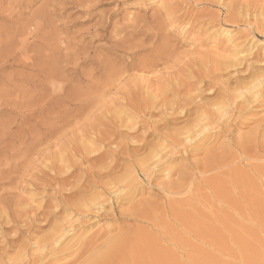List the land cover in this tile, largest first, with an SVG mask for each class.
<instances>
[{"label": "rangeland", "instance_id": "1", "mask_svg": "<svg viewBox=\"0 0 264 264\" xmlns=\"http://www.w3.org/2000/svg\"><path fill=\"white\" fill-rule=\"evenodd\" d=\"M200 2L1 0V264L35 255L54 228L78 241L42 264H264V157L220 132L230 160L199 175L203 154L185 149L191 124L251 98L240 89L264 94V0ZM249 105L238 130L256 127L263 146L264 108ZM129 186L140 190L124 199Z\"/></svg>", "mask_w": 264, "mask_h": 264}, {"label": "bare ground", "instance_id": "2", "mask_svg": "<svg viewBox=\"0 0 264 264\" xmlns=\"http://www.w3.org/2000/svg\"><path fill=\"white\" fill-rule=\"evenodd\" d=\"M9 1V0H8ZM201 2H202V0H200ZM223 1V0H222ZM26 2V1H25ZM28 2V1H27ZM200 2V3H201ZM0 3H1V0H0ZM9 3V2H8ZM24 3V2H23ZM229 3H230V1H229ZM227 6H228V4H227ZM13 8V7H12ZM30 8V7H29ZM44 8V7H43ZM233 8V7H232ZM11 9V8H10ZM16 9V8H15ZM27 9V8H26ZM13 10V9H12ZM11 10V11H12ZM228 10V9H227ZM226 10V11H227ZM232 10V9H231ZM10 11V10H9ZM14 11H16V10H14ZM167 11V10H166ZM51 12V11H50ZM263 12V11H262ZM22 13V12H21ZM169 13V12H168ZM8 14V13H7ZM47 14V13H46ZM170 14V13H169ZM237 14V13H236ZM6 15V14H5ZM22 15V14H21ZM28 15H29V12H28ZM50 15V14H49ZM263 15V14H262ZM12 16V15H11ZM23 16V15H22ZM48 16V15H47ZM10 17V16H9ZM21 17V16H20ZM125 17V16H124ZM139 17V16H138ZM240 17V16H239ZM4 18V17H3ZM13 18V17H12ZM130 18H132V17H130ZM136 18H137V16H136ZM140 18V17H139ZM34 19V18H33ZM133 19V18H132ZM138 19V18H137ZM8 20H9V18H8ZM124 20V19H123ZM122 20V21H123ZM136 20V19H135ZM143 20H144V18H143ZM146 20V19H145ZM142 21L143 23H145L146 21ZM151 20H152V18H151ZM20 21V20H19ZM130 21H132V20H130ZM141 20H139V22H140ZM153 21V20H152ZM12 22V21H11ZM23 22V21H22ZM21 22V23H22ZM128 23H129V21H127ZM133 22H134V20H133ZM137 22V21H136ZM4 23V22H3ZM26 23V22H25ZM124 23H125V21H124ZM123 23V24H124ZM141 23V22H140ZM161 23V22H160ZM116 24H119L120 25V23L118 22V23H116ZM116 24H115V27H116ZM135 24V26L136 27H138L137 25H138V23H134ZM146 24V23H145ZM262 24V23H261ZM264 24V23H263ZM2 25V24H1ZM0 25V26H1ZM20 25V24H19ZM18 25V26H19ZM131 25H133L132 23H131ZM130 25V26H131ZM147 25V24H146ZM126 26V25H125ZM129 26V27H130ZM128 27V28H129ZM141 27H146V26H144V24L143 25H141ZM141 27H138V28H141ZM148 27L149 26H147L146 28L148 29ZM262 27H263V25H262ZM120 28V27H119ZM124 28V27H123ZM127 28V27H126ZM126 28H124V31H125V29ZM131 28H134L135 29V27H132L131 26ZM7 29H9L8 27H7ZM15 29V28H14ZM113 29H114V27H113ZM116 29V28H115ZM133 29V30H134ZM150 29H151V27H150ZM65 30V29H64ZM119 30V29H118ZM122 30V29H121ZM145 30V29H144ZM142 31V32H145V31ZM152 30H154V29H152ZM124 31H122V32H124ZM131 31H132V29H131ZM135 31V30H134ZM154 31H156V30H154ZM225 31V33L226 32H228V30H224ZM121 32V33H122ZM129 32H130V29H129ZM133 32V31H132ZM142 33V32H140V30L138 29V31H137V33ZM149 32H153V31H149ZM50 33V32H49ZM134 33V32H133ZM155 33V32H154ZM115 34H117L116 32H115ZM114 34V35H115ZM126 34V33H125ZM125 34H123V35H125ZM136 34V33H135ZM143 34V33H142ZM227 34V33H226ZM131 35V33L128 35V36H130ZM133 35V34H132ZM127 36V37H128ZM137 36V35H136ZM229 36V35H228ZM117 37V36H116ZM124 37V36H123ZM123 37H122V39H123ZM126 37V36H125ZM132 37V36H131ZM121 38V37H120ZM119 39V38H118ZM121 39V40H122ZM130 39V38H129ZM128 39V40H129ZM132 39V38H131ZM130 39V40H131ZM124 41H125V39H124ZM127 41V40H126ZM125 41V42H126ZM116 42V41H115ZM131 42V41H130ZM119 43V42H118ZM118 43L116 44L117 45V47H118ZM121 43V42H120ZM132 43V42H131ZM141 44H142V42H141ZM115 45V46H116ZM129 45H132V44H129ZM143 45V44H142ZM113 46V45H112ZM126 46H128V44H126ZM124 47H125V45H124ZM123 47V48H124ZM130 47V46H129ZM120 48V47H119ZM119 48H118V50H119ZM121 49V48H120ZM128 49V48H127ZM117 50V49H116ZM118 50H117V52H118ZM124 50V49H123ZM133 49H131L130 50V52L132 51ZM114 51H115V49H114ZM10 52V51H9ZM124 52V51H123ZM122 52V53H123ZM126 52V51H125ZM124 52V53H125ZM128 52V51H127ZM134 52V51H133ZM135 53V52H134ZM134 53H132V55L134 54ZM137 54V53H136ZM89 55V54H88ZM92 55V54H91ZM94 55V54H93ZM126 55H128V54H126ZM129 55H130V53H129ZM159 55V54H158ZM125 56V55H124ZM136 56V55H135ZM155 55H153L152 57H154ZM157 56V55H156ZM155 56V57H156ZM160 57H158L157 58V60L159 59V58H161V55H159ZM93 57V56H92ZM119 57L121 58V54H119ZM118 56H117V58H119ZM139 57V56H138ZM102 58V57H101ZM100 58V59H101ZM130 59H131V57H129ZM134 58V60H135V58H137V57H133ZM87 59V58H86ZM113 59V58H112ZM115 59H116V57H115ZM115 59H113V62L115 61ZM125 59V58H124ZM156 58H154V60H155ZM99 60V59H98ZM107 60V59H106ZM121 60V59H120ZM127 60H129V59H127ZM137 60V59H136ZM156 60V61H157ZM160 61L162 60V58L161 59H159ZM108 61H110V60H108ZM112 61V60H111ZM111 61H110V63H111ZM116 61L118 62V65H119V61L116 59ZM115 61V62H116ZM124 61H126V60H124ZM130 61V60H129ZM128 61V62H129ZM131 61H133V59L131 60ZM130 61V62H131ZM138 61V60H137ZM81 62V61H80ZM93 63H94V60L92 61ZM102 62H103V59H102ZM114 62V63H115ZM129 62V63H130ZM134 62V61H133ZM133 62H132V64H133ZM136 62V61H135ZM135 62H134V64H135ZM84 63H85V61H84ZM84 63H83V65H84ZM92 63V64H93ZM124 63V62H123ZM127 63V62H126ZM157 63V62H156ZM78 65L80 64L79 62L77 63ZM99 64H100V60H99ZM113 63H111V66H113L112 65ZM131 64V63H130ZM129 64V65H130ZM82 64H80L79 66H80V69H81V67H83V66H81ZM105 65V61H104V64L102 65V63H101V66H104ZM115 65H117V64H115ZM121 65H124V64H122V62H121ZM127 65H128V63H127ZM126 65V66H127ZM155 65V64H154ZM76 66V65H75ZM99 65H96V69H98L97 67H98ZM157 66V65H156ZM125 66H122V69H125L124 68ZM132 68H134L133 66H131ZM130 67V68H131ZM76 68H77V66H76ZM100 68V67H99ZM104 67H101L100 69H102V71H104V69H103ZM110 68V67H109ZM111 68H113V67H111ZM115 68H116V66H115ZM118 69H119V67H117ZM127 68H129V67H127ZM127 68H126V70H127ZM129 68V69H130ZM130 69V70H133V69ZM192 68V67H191ZM218 68V67H217ZM121 69V68H120ZM121 69V70H122ZM72 70V69H71ZM95 70V69H94ZM93 70V71H94ZM106 70V69H105ZM120 70V71H121ZM126 70H124L125 72H126ZM130 70H127V71H130ZM196 70H198V69H196ZM89 71V70H88ZM97 71V70H96ZM99 71V70H98ZM97 71V72H98ZM119 71V70H118ZM119 71V72H120ZM63 72V71H62ZM71 72V71H70ZM73 72H74V70H73ZM76 72V71H75ZM90 72V71H89ZM104 72H106V71H104ZM112 72V71H111ZM115 72V71H114ZM58 73V72H57ZM77 73V72H76ZM113 73V72H112ZM118 73V72H117ZM116 72L115 73H113V74H117ZM121 73V75H122V73H123V71L122 72H120ZM196 73H197V71H196ZM52 74V73H51ZM73 74V73H72ZM84 74H86L85 72H84ZM91 74H93V72L91 73ZM97 74H99V73H97ZM102 74V77H104V73L102 72L101 73ZM100 74V75H101ZM112 74V75H113ZM119 74V73H118ZM124 74V73H123ZM59 75V74H58ZM76 75H78V73L76 74ZM74 76V77H76V78H78V76ZM88 75V74H87ZM110 75H111V73H110ZM121 75H120V77H121ZM128 75V74H127ZM132 75V74H131ZM197 75V74H196ZM52 76V75H51ZM60 76H61V74H60ZM82 76V75H81ZM96 76V75H95ZM84 76H82V78H83ZM85 77H86V75H85ZM97 77V76H96ZM118 77H119V75H118ZM124 77H126V75L124 76ZM260 77V76H259ZM263 77V76H262ZM80 78V77H79ZM81 78V79H82ZM101 78V77H100ZM257 78V77H256ZM56 79V78H55ZM80 79V80H81ZM84 79V78H83ZM86 79V78H85ZM84 79V80H85ZM95 79V78H94ZM99 79V78H98ZM97 79V80H98ZM112 79H114V78H112ZM262 79H264V78H262ZM261 79V80H262ZM71 80H73V79H71ZM77 80V79H76ZM83 80V81H84ZM87 80H89V79H87ZM82 81V83H89V82H91V80L88 82V81ZM93 80V79H92ZM96 80V79H95ZM99 80H101V79H99ZM99 80H98V82H99ZM115 80H116V77H115ZM117 81V80H116ZM51 82V81H50ZM54 82V81H53ZM56 82V81H55ZM72 82H75V81H72ZM94 82V81H93ZM93 82H92V85H94L93 84ZM97 82V83H98ZM259 82H261L260 80H258V83ZM264 82V81H263ZM66 83V82H65ZM77 83V82H76ZM100 84H101V81L99 82ZM255 83H257L256 82V80H255ZM54 84V83H53ZM64 84V83H63ZM72 84H74V83H72ZM78 84H79V82H78ZM81 84V83H80ZM263 84V83H262ZM83 85V84H82ZM257 85H259V84H257ZM256 84H253V85H251V86H248V87H243L242 89H240L239 90V92H238V96L239 95H242L241 93H242V91H246V90H248L249 92H250V94H248V95H250L249 97H251L250 99H248V98H246V99H240V104H239V102H237V101H235V100H232V102H233V106L231 107V109L230 108H228L227 110L226 109H223L220 113H219V115H218V119H216V121L215 122H211V121H207V122H201V124L199 123V122H197V123H195V124H191V126L186 130V132H187V135H186V137L185 138H187L188 140V148H185L188 152H197V153H202L203 154V156H202V158H200L199 159V162L195 165L196 167H195V170H196V172L199 174V175H207L208 173L210 174V172L212 173V171H218L219 169H221L225 164H227V161L228 160H230L229 159V156L227 155V153H228V151H227V149H226V147H230L228 144H224V143H220L218 146H216V145H214V144H216L215 143V137H216V135L217 134H219L220 132H222V133H224V134H226V135H230L234 130H237L238 131V133L236 134V136H235V139H234V143H235V147L236 148H241L242 146H251L252 148H254V151H255V154L254 155H260L261 157L263 156L264 157V145L263 146H259L256 142H257V139L258 138H260V137H256V127L255 128H253V129H251V130H248L247 131V133L246 132H239L240 130H238L239 129V127H242L243 125L244 126H246L247 125V120L246 119H243V117H241V116H243L242 115V113H243V111H247L248 109H251V108H249V104H253L252 106H254V107H258V108H261V107H263L264 108V94H262V92L260 91V85H259V87L257 86ZM63 86V85H62ZM79 86V85H78ZM86 86H88V84H86ZM51 87V86H50ZM69 87H71V86H69ZM93 87V86H92ZM95 87V86H94ZM96 87H97V84H96ZM259 88V90L258 89H254V88ZM67 88V87H66ZM84 88V87H83ZM89 88H91V85L89 86ZM97 88H99V86L97 87ZM253 88V89H252ZM262 88V87H261ZM64 89V88H63ZM73 89V88H72ZM113 89V88H112ZM253 91H252V90ZM42 90V89H41ZM52 90H54V89H52ZM69 90V89H68ZM87 90H88V87H87ZM91 90H92V88H91ZM98 90V89H97ZM262 90V89H261ZM61 91V90H60ZM72 91V90H71ZM74 91V90H73ZM90 91V90H89ZM94 91H96V89L94 90ZM81 92H82V90H81ZM166 92V91H165ZM248 92V93H249ZM59 93V92H58ZM61 93V92H60ZM64 93V90H63V92H62V94ZM83 93V92H82ZM93 93V92H92ZM46 94V93H45ZM50 94V93H49ZM53 94V93H52ZM61 94V95H62ZM51 95V94H50ZM53 95H55V94H53ZM77 95H79V94H77ZM83 95H84V93H83ZM89 95V94H88ZM148 95H149V93H148ZM155 95V94H154ZM164 95H165V93H164ZM60 96V95H59ZM63 96H65V95H63ZM74 96V95H73ZM80 96V95H79ZM78 96V97H79ZM145 96V95H144ZM75 97V96H74ZM243 97V96H242ZM59 98V97H58ZM63 98V97H62ZM148 98V97H147ZM65 99H67V98H65ZM163 99V98H162ZM218 108V107H217ZM235 109L236 110H238L237 111V116H235L234 114H232V112L233 111H235ZM235 113V112H234ZM199 121V120H198ZM263 122V121H262ZM128 125V124H127ZM250 125V124H249ZM132 127V126H131ZM127 128V127H126ZM185 132V133H186ZM245 134V135H244ZM234 135V134H233ZM259 135V134H258ZM261 139H264V138H261ZM261 139H259V140H261ZM183 140H185V139H183ZM140 141V140H139ZM186 142V141H185ZM185 142H183V143H185ZM217 142V141H216ZM248 143V144H247ZM183 145H185V144H183ZM214 146H216V148H214ZM233 146H234V144H233ZM259 147H260V149H259ZM262 149V152H261V154L259 153V151ZM228 150H230V149H228ZM172 151V150H171ZM193 152V153H194ZM201 156V155H200ZM230 156H232V155H230ZM153 157H155L154 158V160H152V162H150V164L151 163H153V168L152 169H156V171H158V172H164L163 174L165 175V178L166 177H170L171 176V173H173L172 171H173V169H174V167L172 166V161H171V158H169L168 156H167V154H165V155H161V154H158V152H155V153H153L152 155H150V159L151 158H153ZM244 157V156H243ZM247 157V156H246ZM245 157V158H246ZM149 160V159H148ZM231 160H232V158H231ZM232 162H233V160H232ZM231 162V163H232ZM149 164V165H150ZM191 165H193V164H191ZM226 166V165H225ZM224 166V167H225ZM148 168H150V166L148 167V164L146 163V165L144 166V172H143V174H146V175H148L149 177H150V174H148L147 172V170H148ZM223 169V168H222ZM147 171V172H146ZM150 171V170H149ZM155 171V170H154ZM175 171V170H174ZM151 172H152V170H151ZM153 173V172H152ZM151 173V174H152ZM154 174V173H153ZM175 174H176V171H175ZM161 175V174H160ZM164 177V176H163ZM173 177V176H172ZM146 178V177H145ZM175 178V177H174ZM136 179H138V178H136ZM182 179V178H181ZM181 179L179 180V178L177 179V181L179 180V184H176L175 186H174V191L172 190V191H168L169 193H170V195L171 194H177V193H179V192H181V189L183 190V185H182V183H181ZM150 180V179H149ZM167 180V179H166ZM170 180V179H169ZM148 181V180H147ZM133 182V181H132ZM122 187V186H121ZM125 188H126V186H125ZM124 188V189H125ZM127 188H128V186H127ZM133 188V189H132ZM132 188H130V186H129V189H126L125 190V192L126 193H124L125 194V196H124V199L125 198H130V197H133L134 195H135V193L137 192V190H136V188H138V187H132ZM162 189V188H161ZM164 189V188H163ZM186 189V188H185ZM138 190H140L139 188H138ZM121 191V190H120ZM164 191V190H163ZM167 191V190H166ZM114 192V191H113ZM140 192V191H139ZM166 194H167V192H165ZM114 194V193H113ZM115 194H116V192H115ZM123 194V193H122ZM138 194V193H137ZM168 195V194H167ZM117 197H119V196H121V195H119L118 193H117V195H116ZM140 196V195H139ZM176 196V195H175ZM178 196V195H177ZM165 197V196H164ZM170 198V197H169ZM122 200V199H121ZM135 201V200H134ZM143 202V201H142ZM124 203V202H123ZM140 203V202H139ZM138 203V204H139ZM152 204V203H151ZM140 205V204H139ZM149 207H151V206H149ZM148 208V207H147ZM25 212V211H24ZM27 214H28V212H26ZM33 213V212H32ZM32 216V215H31ZM28 217V216H27ZM6 219V218H5ZM9 220V219H8ZM53 232L54 233H52L51 235H49L48 237H46V238H44L43 240H39V241H37V242H35V246H36V253H35V255H32L31 257H27V255L26 256H24V258H23V256H22V253L20 254V256L19 257H17V258H15L13 261H10V263L11 264H42V263H44V262H46V261H49L53 256H55L56 254H58L59 252H61V251H63V250H65L66 249V247H68L69 248V246H68V244L70 243H73V242H77L78 240H77V237L76 238H74V232L72 233L71 231H70V229H69V231L68 230H65L64 228H62V229H60V228H54V230H53ZM88 233V232H87ZM90 234V233H89ZM87 235V234H86ZM91 235V234H90ZM85 236V235H84ZM92 236V235H91ZM123 238V237H122ZM87 239V238H86ZM88 240V239H87ZM86 240V241H87ZM91 240V239H90ZM10 241V240H9ZM70 241H72V242H70ZM86 241H84V243H86V244H88V242H86ZM102 241V240H101ZM2 242V241H1ZM7 242V241H6ZM18 242V241H17ZM90 242V241H89ZM102 243V242H101ZM31 244V243H30ZM103 244H105V243H103ZM78 245H79V243H78ZM83 247H84V244L82 245ZM71 247V246H70ZM11 248V247H10ZM7 249H9V247L7 246V244L5 243L4 245H3V248H2V252L3 253H5V251L7 250ZM67 250V249H66ZM8 251V250H7ZM34 251H35V249H34ZM110 251V250H109ZM115 251V250H114ZM113 251V252H114ZM117 251V250H116ZM112 252V251H111ZM110 252V254H112ZM33 253V252H32ZM105 253V252H104ZM103 254V253H102ZM107 254V253H106ZM31 255V254H30ZM109 255V254H108ZM113 255H115V254H113ZM117 256V255H116ZM91 257V256H90ZM93 257V256H92ZM108 258V257H107ZM54 259V258H53ZM115 259V258H114ZM101 260V259H100ZM98 261V260H97ZM113 262V261H112ZM96 263V262H95ZM0 264H1V260H0Z\"/></svg>", "mask_w": 264, "mask_h": 264}]
</instances>
